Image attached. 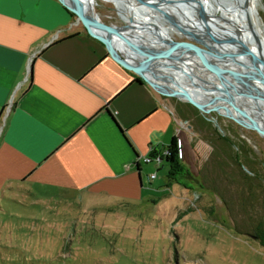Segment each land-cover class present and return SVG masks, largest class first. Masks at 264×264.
Segmentation results:
<instances>
[{"label": "rangeland", "instance_id": "1", "mask_svg": "<svg viewBox=\"0 0 264 264\" xmlns=\"http://www.w3.org/2000/svg\"><path fill=\"white\" fill-rule=\"evenodd\" d=\"M172 1L180 14L195 15L198 32L184 27L198 38L201 10L185 0ZM91 4L102 22L136 33L120 18L113 2L91 0ZM213 4L214 0H206V9L216 17L223 15L226 8L221 12ZM141 7L159 12L150 4ZM258 9L264 27V0H258ZM163 19L171 40H187L209 50L186 37L167 17ZM73 22L75 29L85 30L80 22ZM212 24L219 22L208 20L204 27L214 30ZM240 31L247 39V31ZM251 36L252 43L244 46L259 58L256 38ZM258 41L263 46L262 39ZM204 55L217 58L211 50ZM160 98L176 114L177 145L179 139L181 160L191 177L168 181L163 163L141 162L143 186L137 198L72 192H60L66 197L57 199L0 196V264H264V247L255 235L264 225V137L231 114L185 106L182 111L184 101ZM150 174L154 177L148 181Z\"/></svg>", "mask_w": 264, "mask_h": 264}, {"label": "crops", "instance_id": "2", "mask_svg": "<svg viewBox=\"0 0 264 264\" xmlns=\"http://www.w3.org/2000/svg\"><path fill=\"white\" fill-rule=\"evenodd\" d=\"M73 21L0 0L1 197L137 198L143 158L176 135L174 109Z\"/></svg>", "mask_w": 264, "mask_h": 264}, {"label": "bare ground", "instance_id": "3", "mask_svg": "<svg viewBox=\"0 0 264 264\" xmlns=\"http://www.w3.org/2000/svg\"><path fill=\"white\" fill-rule=\"evenodd\" d=\"M86 7L87 12L89 13V17H93L94 19H98V14L96 13L93 5L91 4V0H82ZM111 1L115 4L116 10L119 16L125 21L126 24L129 22V18L134 15V11H140L143 15L144 19L154 21L153 25L155 29H158V32L161 33L163 31L162 27V19L159 12L150 11L145 8L141 7L142 2H138V0H107ZM152 2V5H161L162 8L167 9L170 8L173 12L170 11V16L177 19L180 28L184 31L186 37L196 40L208 47L209 50L214 52L217 58L209 55H205L208 59V63L210 62L213 69H218L221 71L220 74L212 72L211 70L207 71L203 68L202 64L199 61V58L196 54L190 52L182 53L180 57L169 58L168 65H154L151 69H147V74L149 75L150 79L158 83L163 90L169 92L171 88L176 87V84L179 83L180 85L188 88L190 92H195L194 96L196 100L199 102L207 101L208 96H212L213 94H219V92L224 91L230 93L234 98H236L239 102V110L237 107L232 106L230 103L226 101H221L215 106L206 107L207 109L216 110L220 114H231L236 116L235 119L239 120L241 124L244 126H251L252 120L254 123L259 126L262 130H264V80L260 78H254L252 68H260V71L264 69V66L260 63L258 59L251 60L248 56L242 54L232 53L233 50H242L245 46L241 44H236L241 40L242 42H250L252 43L253 39L251 33L253 32L256 36V46L259 50V59H264L263 52H264V27L261 24L260 13L258 9V0H214L215 4L220 8L221 12L222 9L226 8L223 11V15L221 13L220 16H214V13L210 10L206 9L205 1L200 0V4L204 7L205 14L201 13V19H197L198 25L201 27L200 33L197 34L198 38H195L193 34H190V29L186 26H191L197 33V26L196 22H194L195 15L191 14L190 18L188 15H184L183 13L180 14L177 12L176 7L174 6V2L172 0H165V1H158V0H147ZM191 2V5L197 10L198 4L196 1H188ZM170 2V3H169ZM117 3V4H116ZM124 4V5H123ZM148 4V3H145ZM171 4L172 6H170ZM124 9H123V7ZM133 7V8H132ZM92 8L94 13H92ZM211 8V7H210ZM209 8V9H210ZM217 8H213L217 10ZM169 12V10H168ZM137 16V15H136ZM138 18V17H136ZM208 20H217L219 22L218 25L212 24L214 30H212V35L216 36L217 39H213L204 27V22ZM130 23V22H129ZM184 25H186L184 27ZM94 27L98 25L94 23ZM117 27V26H115ZM119 28V27H118ZM203 28V29H202ZM244 28L247 33V39L243 37L241 34L240 29ZM187 29V30H186ZM222 29L223 32L220 30ZM249 29V30H248ZM218 31V33H216ZM222 32V33H221ZM107 33L111 36V39L114 42H117L114 38V34L112 31L107 30ZM216 33V34H215ZM137 34V35H136ZM135 33H126V35H131L133 37H139L143 39L145 42H138L139 44H147L146 41L156 44L152 46V50H157L161 52L163 50V46H158V40L150 35L144 34L143 32H136ZM144 34V36H143ZM163 34V33H161ZM166 36L167 39L171 40L167 34H163ZM262 39L263 46L259 43L258 40ZM156 40V43L155 41ZM207 43H211L210 46ZM231 43V44H230ZM148 45V44H147ZM249 45V44H248ZM149 46V45H148ZM145 50V48H144ZM156 51V52H157ZM123 54H132L137 55V52L132 48H123ZM154 52L153 54H155ZM217 53V54H216ZM220 53V54H219ZM258 54V53H257ZM189 60L194 64V68H191L184 63V60ZM218 59L223 60L224 63L220 62ZM237 61H236V60ZM207 63V61H206ZM207 63V64H208ZM175 64V65H174ZM230 69H236L243 74L248 75V80L244 77L236 76L235 73L231 72ZM183 70H187L191 73V77L194 80V83L191 82L184 73ZM199 83L204 84H212L215 86L223 87L220 90L210 89L205 90L199 87ZM225 88L227 91H225ZM234 88H239L243 90H247L251 92V94H256L255 96L259 99H253L251 96L248 95L246 97L244 93H238L233 91ZM233 89V90H232ZM263 95V96H262ZM179 97H181L179 95ZM253 105H250V104ZM221 105L224 110L219 107ZM229 116V115H228ZM231 117V116H230ZM234 118V117H232Z\"/></svg>", "mask_w": 264, "mask_h": 264}, {"label": "water", "instance_id": "4", "mask_svg": "<svg viewBox=\"0 0 264 264\" xmlns=\"http://www.w3.org/2000/svg\"><path fill=\"white\" fill-rule=\"evenodd\" d=\"M61 5H63L67 10L71 11L75 15V20L76 22H80L81 25L84 27L85 31L89 36L94 38L96 41L101 43L110 58L114 60L116 63L121 65L123 68L133 72L138 76V79L140 80L141 83H146L150 86L152 90H154L159 96H162L163 98H169V97H176L180 99L181 101L187 102L194 107H196L199 110L204 111L206 107H211L215 106L221 101H226L230 103L232 106H235L239 109V102L236 98H234L230 93L221 91L219 94H212L213 96H208L207 101L204 102H199L196 100L194 93L195 92H190V90L179 83L176 84V87L171 88L169 92H166L165 90L162 89V87L156 83L155 81L151 80L149 75L147 74V69H151L152 66L154 65H168L171 62L169 61V58H174V57H180L182 56L181 54L184 52H190L194 53L198 56L199 60H201L203 66L205 65L204 69L207 71L211 70L212 72H215L217 74H220L221 71L218 69H213L211 63H208V59L205 57L204 52H209V50H205L196 44L187 41V40H169L166 38L165 35L167 34V29L163 28L164 30L158 32V30L155 29L153 23L154 21L144 19L143 15L140 11L136 12L134 11V15H132L129 18V27L133 29V31L136 32H143L144 34H147V36L154 37L158 40V44H163V50L161 52L157 50H152L151 47L154 46L155 44L146 41L147 44H139L137 40L141 42H145L143 39H140L139 37H133L131 35H126V32L124 33V30H121L118 27H115L114 24H106L98 19H94L93 17H89V13L86 10V7L84 5V2L82 0H57ZM139 2L142 3H148L152 5V2L147 1V0H138ZM158 1H165V0H158ZM248 1V0H245ZM170 3V2H169ZM198 4L199 9L201 10V13L204 15L205 14V9L204 7L200 4V0H197L196 2ZM124 5V4H123ZM172 6L171 4H169ZM153 7H157L159 10V14L161 15L162 19L163 16L167 17L169 19L168 22L170 24L175 25L178 30L181 31L180 26L171 18L170 12H168L166 9L162 8L161 5H152ZM123 7V6H122ZM124 9V7H123ZM92 13H94V10L92 8ZM153 11V10H152ZM158 12V11H157ZM137 15V16H136ZM138 17V18H136ZM121 18V17H120ZM122 19V18H121ZM123 20V19H122ZM124 21V20H123ZM125 22V21H124ZM94 23H96L98 26L94 27ZM126 24V23H125ZM117 26V25H116ZM124 27V26H120ZM107 30L112 31L114 34V38L116 39L117 42H114V40L111 39V36L109 33H107ZM211 31V32H210ZM208 34L213 37V39H217L212 35V30L208 26L207 28ZM136 34V33H135ZM143 34V36H144ZM252 34L255 36V34L252 32ZM137 35V34H136ZM256 38V36H255ZM156 43V40H154ZM162 42V43H161ZM245 42H242L239 40L238 44H241L242 46L245 45ZM123 48H129L133 49L137 52V55H132V54H123L122 49ZM145 48V50H144ZM157 51V52H156ZM243 52L241 53H236V54H242L248 56V54L254 56L256 59L258 58L255 54H253L250 50H247L246 48L242 49ZM156 52L155 54H153ZM232 53H235L234 50ZM217 54V53H216ZM220 54V53H219ZM236 60V59H235ZM260 63L264 66V59H259ZM207 61V63H206ZM237 61V60H236ZM184 63L191 67L194 68V64L189 61V60H184ZM175 65V64H174ZM231 72L235 73L236 76L240 78V76L244 77L245 79L248 80V75L243 74L242 72H239L236 69H230ZM253 76L254 78H262L264 80V69L260 71V68H252ZM183 73L191 79V82L194 83L193 78L191 77V73L187 70H183ZM260 76V77H259ZM212 85V84H211ZM199 87L201 89L205 90H220L223 87L220 86H215L212 85L211 88L208 89L204 83H199ZM233 90V89H232ZM225 91L226 88H225ZM235 92H238V90H233ZM246 93V92H245ZM248 93V92H247ZM179 95L181 97H179ZM248 95V94H246ZM256 94H252L254 97L253 99H259L255 96ZM248 97V96H246ZM242 111V109H239ZM235 119V118H234ZM237 122L241 123L239 120L235 119ZM185 122V121H183ZM250 128L256 130L261 136L264 137V130H262L259 126H257L254 121L252 120V125L249 126ZM138 159V156H137ZM136 166H138L137 161H136ZM256 238V236H254Z\"/></svg>", "mask_w": 264, "mask_h": 264}, {"label": "trees", "instance_id": "5", "mask_svg": "<svg viewBox=\"0 0 264 264\" xmlns=\"http://www.w3.org/2000/svg\"><path fill=\"white\" fill-rule=\"evenodd\" d=\"M61 6L66 11L68 16L71 19H74L75 15L71 11L67 10L63 5ZM179 147L177 145V137L176 135H174L171 143L167 146L164 152L153 149L149 153V157H159L160 162L167 167L166 178L168 181L179 182V178H184V176L191 177V174L189 173L186 165L182 162L181 157H179L178 155ZM137 164L140 170L139 161L137 162ZM192 177L195 178L194 175ZM255 235L258 237L260 244L264 247V225H260L257 228Z\"/></svg>", "mask_w": 264, "mask_h": 264}, {"label": "built area", "instance_id": "6", "mask_svg": "<svg viewBox=\"0 0 264 264\" xmlns=\"http://www.w3.org/2000/svg\"><path fill=\"white\" fill-rule=\"evenodd\" d=\"M178 144H179V146H180V142H179V139H178ZM178 155H179V157H181L182 156V153H181V151H180V147H179V149H178ZM152 161H155V162H160V158L159 157H145V158H143V162H145V163H148V162H152ZM154 177V174H150L149 176H148V179L150 180L151 178H153Z\"/></svg>", "mask_w": 264, "mask_h": 264}, {"label": "flooded vegetation", "instance_id": "7", "mask_svg": "<svg viewBox=\"0 0 264 264\" xmlns=\"http://www.w3.org/2000/svg\"><path fill=\"white\" fill-rule=\"evenodd\" d=\"M173 2H174V1H173ZM213 5H216V4H213ZM155 12H156V11H155ZM181 14H182V13H181ZM189 18H190V16H189ZM164 21H165V20H164ZM164 23H165V22H164ZM156 30H158V29H156ZM169 98L172 99L173 97H169ZM169 98H166V99L168 100ZM175 98H176V97H175ZM184 106H185L186 108H193V109L196 108V107H194L193 105L184 102V103H181V110H182V111H184V109H182V107H184ZM179 108H180V107H179ZM196 109H197V108H196Z\"/></svg>", "mask_w": 264, "mask_h": 264}]
</instances>
